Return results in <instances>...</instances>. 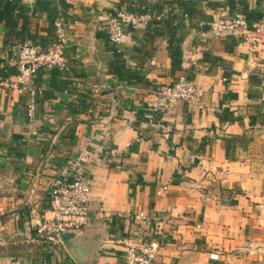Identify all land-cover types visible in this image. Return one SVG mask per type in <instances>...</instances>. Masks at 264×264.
Instances as JSON below:
<instances>
[{
    "label": "crops",
    "instance_id": "0c3cea01",
    "mask_svg": "<svg viewBox=\"0 0 264 264\" xmlns=\"http://www.w3.org/2000/svg\"><path fill=\"white\" fill-rule=\"evenodd\" d=\"M20 1L29 8L31 35H44L57 7L70 27L68 70L81 75L54 81L43 72L22 80L3 71L16 67L21 45L8 47L0 29V264H123L119 239L133 234L157 243L165 264H264V46L209 33L214 19L242 16V2L263 13L257 24L264 23V0H199L192 19L181 7L169 10L168 0H138L160 6L185 34L175 70L164 24L125 28L119 46L107 38L108 19L136 9L133 0H64L69 10L62 0L37 8L36 0ZM113 48L146 82L110 73ZM181 76L205 91L201 107L180 101L150 114L154 90ZM104 87L118 99L100 96ZM225 109L233 121L220 119ZM232 136L240 138L226 153ZM78 169L93 179L94 203L91 224L75 239L76 258L64 243L40 240L35 227L49 216V191ZM139 213L148 218L144 224Z\"/></svg>",
    "mask_w": 264,
    "mask_h": 264
},
{
    "label": "built area",
    "instance_id": "2783aa9c",
    "mask_svg": "<svg viewBox=\"0 0 264 264\" xmlns=\"http://www.w3.org/2000/svg\"><path fill=\"white\" fill-rule=\"evenodd\" d=\"M137 1L133 0L135 3ZM137 9V11L120 9L108 19L107 38L111 43L117 46L122 43L125 28H136L148 21H161L163 18L160 12L149 10L145 4H138ZM209 26L211 36L237 37L252 47L264 46V23L255 24L250 28L242 16H220ZM69 29L65 18L59 16L54 22L55 42L47 49L30 43L19 46L14 53L18 77L22 80L34 79L40 68L67 71L69 67L66 50L70 42ZM204 93L205 91L194 81L181 76L174 84L158 86L154 90L155 100L147 102L146 107L149 112H166L180 101L198 104L201 107ZM31 98L27 110L33 118L36 111L35 94ZM151 120L150 117V122ZM71 175L70 181L56 183L48 193L44 211L49 213V216H44L35 227L36 236L43 242L62 243V234L79 233L91 224L94 203L93 179L79 169ZM137 220L140 224H144L148 218L143 213H139ZM118 244L122 247L123 264H165L158 260V244L148 242L138 234L121 238Z\"/></svg>",
    "mask_w": 264,
    "mask_h": 264
},
{
    "label": "trees",
    "instance_id": "16d2710c",
    "mask_svg": "<svg viewBox=\"0 0 264 264\" xmlns=\"http://www.w3.org/2000/svg\"><path fill=\"white\" fill-rule=\"evenodd\" d=\"M197 1L199 0H168L169 10H173L175 7H181L182 12L186 18L192 19L194 14V7L197 5ZM49 0H36L34 4V8H37L40 5L48 4ZM242 2V0H240ZM137 4L139 1L136 2ZM136 4V5H137ZM144 4V3H143ZM61 7L64 10H69L71 6L66 3L64 0L60 2ZM148 9H154L160 12L161 8L158 7H149ZM233 5V4H232ZM242 9L240 13L244 17L245 21L248 24V27L252 28L255 24H257L262 18L263 13L258 10H250L249 7L245 3H241ZM209 8H217L220 5L214 3H207ZM138 9H134L131 11H137ZM161 13V12H160ZM61 13L58 11L57 7L51 9L48 13V21L46 26L43 27L40 31L44 33L43 36H39V34L31 35L28 31V21H29V8L25 6L20 0H0V29L4 32L5 43L8 47H15L19 45H23L26 41H31L32 45L38 46L37 44L41 45L43 49H47L50 45L55 42V35H54V22L59 17ZM62 15V14H61ZM155 25H166L167 32H168V55L172 61V69L175 70L179 67L181 61V45L184 41L185 34L182 30H180L178 25H174V20L172 17H168V19L162 18L161 21L151 20ZM212 22V21H211ZM207 24V23H206ZM98 39L103 41L104 44L107 43V40L103 37L104 35L97 34ZM229 38V37H228ZM228 39L225 41V47L228 52L232 51L230 45L227 42ZM236 43L234 39H232L231 47L235 46ZM112 53L114 55V64L110 66V73L112 75L118 76L119 80H127L128 82L135 83L136 85L139 84L140 81L146 82L144 76L141 75L139 72L135 71L134 69L127 67L125 62L122 58V54L119 52L117 48L112 49ZM207 55V54H206ZM207 57V56H206ZM111 64V63H110ZM15 66H5L3 71H8L11 74H18L16 71ZM80 70L72 67L70 70L67 71H59L57 69H46L40 68L37 73L36 77L43 72L50 73L54 81L55 79L58 80V77H62L63 80H68L71 74L73 77H80ZM34 78V79H35ZM69 83L68 81H65ZM66 84V83H65ZM46 95L44 91V96ZM150 114H154V112H149ZM224 115L225 118L230 120H234L233 112L229 111L228 109L223 110V114L218 116L220 119H223ZM255 116H251L250 122H254ZM240 137L239 136H232L229 140L225 142V149L226 153L229 152L231 143L237 141ZM48 199L47 197L44 199V207L45 202Z\"/></svg>",
    "mask_w": 264,
    "mask_h": 264
},
{
    "label": "water",
    "instance_id": "95a60500",
    "mask_svg": "<svg viewBox=\"0 0 264 264\" xmlns=\"http://www.w3.org/2000/svg\"><path fill=\"white\" fill-rule=\"evenodd\" d=\"M94 38L89 39V45L91 47V56L93 58V61L98 65L102 66L100 60L97 57L96 54V47L94 45ZM113 96L114 100L118 99V95L116 94V91L114 89H106L105 87L100 92V96ZM82 232V231H81ZM79 232V233H81ZM79 233H64L61 235L62 243L66 245V247L69 249V251L72 253V255L76 258H78V245L75 243L76 236Z\"/></svg>",
    "mask_w": 264,
    "mask_h": 264
},
{
    "label": "rangeland",
    "instance_id": "374dc122",
    "mask_svg": "<svg viewBox=\"0 0 264 264\" xmlns=\"http://www.w3.org/2000/svg\"><path fill=\"white\" fill-rule=\"evenodd\" d=\"M94 71V70H93Z\"/></svg>",
    "mask_w": 264,
    "mask_h": 264
}]
</instances>
